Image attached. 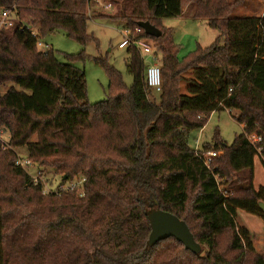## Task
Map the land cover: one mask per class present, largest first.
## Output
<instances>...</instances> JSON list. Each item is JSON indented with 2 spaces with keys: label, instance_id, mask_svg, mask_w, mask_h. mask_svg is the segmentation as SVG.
Returning <instances> with one entry per match:
<instances>
[{
  "label": "trees",
  "instance_id": "obj_1",
  "mask_svg": "<svg viewBox=\"0 0 264 264\" xmlns=\"http://www.w3.org/2000/svg\"><path fill=\"white\" fill-rule=\"evenodd\" d=\"M191 1L193 17L220 35L182 58L173 28L162 20L181 15L184 0L113 1L117 12L109 17L152 38L161 53L162 87L149 86L145 58L129 45L132 85L97 59L109 98L93 103L85 70L72 59L60 61L51 45L39 50L38 40L62 30L86 45L94 0H0V12L13 8L39 25L37 34L22 21L0 29V89L13 83L0 93V127L11 146L0 148V264H173L162 251L172 239L184 264H264V250L237 221L238 209L264 221V186L254 183L256 157L264 165V15H234L228 0ZM139 21L162 35L135 33ZM224 109L237 112L244 132L232 144L218 135L213 144L200 146L199 139L200 152L223 154L209 167L191 147L190 132ZM249 134L261 141L255 146ZM22 146L44 174L54 169L64 181L85 178L84 195L44 194V183L16 163ZM48 180L54 188L56 178ZM150 203L185 220L201 252L172 236L149 246Z\"/></svg>",
  "mask_w": 264,
  "mask_h": 264
},
{
  "label": "rangeland",
  "instance_id": "obj_2",
  "mask_svg": "<svg viewBox=\"0 0 264 264\" xmlns=\"http://www.w3.org/2000/svg\"><path fill=\"white\" fill-rule=\"evenodd\" d=\"M113 1L114 0H94V3L89 6L88 13L91 18L87 23V31L93 36V39L86 45H82L75 39L68 37L62 30L47 36L45 39L39 38L43 43H48L54 48L60 61L68 63L70 62L69 60L72 59L70 63L85 70L88 97L89 101L93 103L109 98L108 75L104 64L98 62L97 59H104L121 71L124 81L128 86H131L133 83V77L128 72L126 66V61L129 57L128 49L127 47L119 48V43L123 40V32L127 25V21L109 17L117 12V6ZM228 2L234 3L233 14L237 16L264 13V0H228ZM109 3H112V7L110 8L107 7ZM18 20L24 22L25 25H29L32 30L38 33L39 25L38 23H33L31 17L26 16L23 19L19 17ZM165 20H169L168 24L173 25L174 41L182 48L179 54L181 58L196 49L198 44L202 46L211 45L220 35V31L210 27L206 19L179 18V16H176ZM145 40L154 44L153 39L150 37L145 38ZM38 48L41 51L43 50L41 46H38ZM154 50L159 56L160 64L162 58L161 53L158 50L157 52L155 48ZM81 53V57H77ZM71 55L74 57H69ZM12 85L13 83L11 82L4 84L0 89V93H5ZM185 85L184 82L183 89ZM153 97L159 99V93H154ZM235 115H237L236 111L231 113L228 109L211 113L203 128H195L190 132L189 142L191 147L194 148L197 146L199 139L200 146H203L205 143L213 144L217 135L228 144H232L236 136L244 132V125L237 121ZM0 129L2 130L0 131V148L2 150L11 148L9 145L10 133L2 127H0ZM16 151L22 158H28L26 146L17 148ZM221 156H223V154ZM261 157L262 156L256 157L255 167L254 183L258 189L264 186V165L261 161ZM28 171L37 175L38 165L29 166ZM46 171L47 174H44V176L47 177L45 178H56L55 185L61 180V173L58 174L54 169H46ZM237 221L242 227H246L251 231L255 239L256 247L260 252H263V219L243 209H238ZM191 222L194 224L192 220ZM10 223L12 224L14 222ZM166 243H168V245L162 250L164 256L174 261L173 264H184V259H182V257L185 255L182 254L183 249L180 244L173 239L163 241V244Z\"/></svg>",
  "mask_w": 264,
  "mask_h": 264
},
{
  "label": "built area",
  "instance_id": "obj_3",
  "mask_svg": "<svg viewBox=\"0 0 264 264\" xmlns=\"http://www.w3.org/2000/svg\"><path fill=\"white\" fill-rule=\"evenodd\" d=\"M107 7H112V3H109ZM18 15L16 11L13 8L10 9H4L0 12V29L1 28H9L13 27L15 24L19 22ZM24 25L25 23L22 22ZM29 26V25H27ZM31 29V27L29 26ZM143 30L142 27L139 25L135 28V33H140ZM33 34H37L34 30H32ZM147 37H138L136 34H133L132 30L125 27V30L123 32V40L119 43V48H125L129 45L136 46L139 51L141 52L142 56H147L150 59V62H148L146 67V78L149 86L154 88L155 90L159 91L162 87V76H161V68L159 64V56L155 52L154 44L151 42H147L145 40ZM38 46L43 47V50H48L50 48V45L48 43H43L42 40H38ZM0 131H2L0 129ZM1 133V132H0ZM249 140L256 146L260 141L261 137H258L254 134L248 135ZM259 152H261V148H258ZM197 153L201 156H203L205 163L207 166L211 167L212 161L221 156L222 152L216 151V150H209L207 152H200L199 147L197 145L196 147ZM17 164L25 167L28 170L29 166H36V164L32 163V161L29 158H22L21 156L17 159ZM31 173V172H30ZM35 181H42L44 183L43 187V193L49 194V193H58L61 194L63 191H70V190H78L82 195H84V187L83 182L85 178H77V179H71L68 181L60 180L56 185H54V188L50 185V181L46 179L44 176V173L41 172L40 168H38L37 175H34L31 173Z\"/></svg>",
  "mask_w": 264,
  "mask_h": 264
},
{
  "label": "water",
  "instance_id": "obj_4",
  "mask_svg": "<svg viewBox=\"0 0 264 264\" xmlns=\"http://www.w3.org/2000/svg\"><path fill=\"white\" fill-rule=\"evenodd\" d=\"M138 25L145 30L147 35L152 37H160L163 33L160 28L150 21H139ZM260 207L264 211V202H260ZM146 215L151 226L147 242L149 246H154L158 242L172 236L179 242H182L185 248L193 253L198 254L201 252L202 246L195 239L193 232L185 220H182L172 212L154 207L153 203L149 204Z\"/></svg>",
  "mask_w": 264,
  "mask_h": 264
},
{
  "label": "crops",
  "instance_id": "obj_5",
  "mask_svg": "<svg viewBox=\"0 0 264 264\" xmlns=\"http://www.w3.org/2000/svg\"><path fill=\"white\" fill-rule=\"evenodd\" d=\"M193 8H194V4L191 0H188V1H185L183 2V12L181 15H179V18L183 17V18H190V19H200V18H195L193 17ZM246 14V13H244ZM252 15H255V16H262L264 15V13H261V14H252ZM168 21L169 20H165L163 19L162 20V25L166 26V27H172L173 25H169L168 24ZM188 21V20H186ZM194 21V20H193ZM185 24V23H184ZM145 58V61L146 63L148 64V62H150V59L147 57V56H143ZM255 167H256V162H255ZM256 244V243H255ZM257 248V247H256ZM258 250V248H257ZM259 251V250H258Z\"/></svg>",
  "mask_w": 264,
  "mask_h": 264
}]
</instances>
